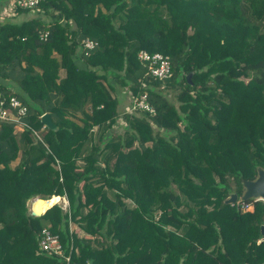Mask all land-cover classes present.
I'll return each mask as SVG.
<instances>
[{
  "label": "trees",
  "instance_id": "16d2710c",
  "mask_svg": "<svg viewBox=\"0 0 264 264\" xmlns=\"http://www.w3.org/2000/svg\"><path fill=\"white\" fill-rule=\"evenodd\" d=\"M32 10L0 20V92L29 125L0 120V264H65L39 249L43 226L71 264H264V200L225 202L264 165V0H41L14 13ZM141 49L167 54L171 75L148 73ZM117 86L131 101L146 92L154 112L121 109ZM53 195L68 209L31 213Z\"/></svg>",
  "mask_w": 264,
  "mask_h": 264
},
{
  "label": "built area",
  "instance_id": "2783aa9c",
  "mask_svg": "<svg viewBox=\"0 0 264 264\" xmlns=\"http://www.w3.org/2000/svg\"><path fill=\"white\" fill-rule=\"evenodd\" d=\"M41 0H8V8L12 10V14L14 13L15 7L22 8H35ZM47 31L42 32L40 37H46ZM96 45V42L86 38L83 40V48L85 49H93ZM138 58L147 64L148 73L157 78H166L171 75V64L170 58L167 54H164L159 51L149 52L147 50L141 49L137 53ZM130 109H141L147 110L150 113L154 112V108L151 103L147 99V93L143 92L139 96L133 98ZM26 106L21 102V100L14 94H10L7 98H4L2 93L0 92V120L12 122L14 124L15 129L19 128L23 130L25 127H29V125L21 118V116L25 113ZM46 125L43 124L42 128ZM32 132L34 136L41 141L43 138L41 136L40 131L35 130L33 128ZM66 201V205L61 204L64 210L68 209V200L64 196ZM258 198H250L247 200H242L238 197L234 202L235 207L241 211L247 210L251 208L253 200H257ZM264 237V236H263ZM39 249L41 251H46L49 254L60 257L65 261V264L70 263V252H65L63 244L60 240V237L57 233L53 232L47 226H43L39 233Z\"/></svg>",
  "mask_w": 264,
  "mask_h": 264
},
{
  "label": "water",
  "instance_id": "95a60500",
  "mask_svg": "<svg viewBox=\"0 0 264 264\" xmlns=\"http://www.w3.org/2000/svg\"><path fill=\"white\" fill-rule=\"evenodd\" d=\"M193 71H189L186 75L188 81H191V74ZM41 119L43 124H45L47 127H50L52 129H56V123L52 120L51 115L48 112H44L41 115ZM242 191L241 194L238 195L236 191H230L228 197L225 199V202L232 203L234 202L238 197H240L242 200H247L250 198H258L264 200V165H258L257 166V173L254 178H243L242 179ZM43 200H47V198H43L40 196H36L33 198L30 202V211L34 215H41L48 207L45 209H41L40 202ZM261 234L264 236V222L260 225Z\"/></svg>",
  "mask_w": 264,
  "mask_h": 264
},
{
  "label": "crops",
  "instance_id": "0c3cea01",
  "mask_svg": "<svg viewBox=\"0 0 264 264\" xmlns=\"http://www.w3.org/2000/svg\"><path fill=\"white\" fill-rule=\"evenodd\" d=\"M8 6V0H4L2 3H1V6H0V20L1 19H7V18H9V17H7V16H5V15H3L2 14V12H4V10H7V11H9V8L7 7ZM3 8V9H2ZM22 14H24V13H15V15H16V17H13V19L14 20H22V19H25V18H27V16L26 17H24V18H19L20 17V15H22ZM5 16V17H4ZM4 83H7L6 81H4ZM117 90L119 91L118 93L120 94V97H121V99H120V108L121 109H128L129 107H130V105H131V103H132V101L130 100V97H129V95L126 93V91H125V89H123V88H121L120 86H117ZM117 126H119V124L117 125ZM54 196V195H53ZM57 196H59V197H63L64 198V196H61V195H57ZM32 200V199H31ZM31 200H30V202H31ZM58 202V201H57ZM55 203V202H54ZM59 203V202H58ZM60 204V203H59ZM61 205V204H60ZM71 227L72 228H74V227H76V225L74 224V223H72L71 224ZM76 230H78V228H76ZM82 232H81V230H79V234H81Z\"/></svg>",
  "mask_w": 264,
  "mask_h": 264
},
{
  "label": "rangeland",
  "instance_id": "374dc122",
  "mask_svg": "<svg viewBox=\"0 0 264 264\" xmlns=\"http://www.w3.org/2000/svg\"><path fill=\"white\" fill-rule=\"evenodd\" d=\"M3 9V8H2ZM2 14L3 15H5V16H7V17H9L10 19H13V17H16V15H15V13H13L12 14V10L10 9L9 11H7V10H4V12H2ZM36 14V11H29V12H26V13H24V14H22V15H20V17L19 18H24V17H30V16H34ZM4 16V17H5ZM167 96H168V98L173 102V103H175L176 105H178L179 104V102L176 100V98H175V91L174 90H171V89H168L167 90ZM116 130V129H115ZM15 131H16V133H19L21 130L19 129V128H17V129H15ZM123 131V127L122 126H119L118 128H117V130L115 131L116 133H118V132H122ZM238 194H240V193H238ZM60 198V197H59ZM62 199L61 200H58V202L60 203V204H63L64 205V200H63V197H61ZM51 201H52V203H54V200H55V197L54 198H51L50 199ZM56 202V201H55ZM51 203V204H52ZM50 204V205H51ZM49 206V205H48Z\"/></svg>",
  "mask_w": 264,
  "mask_h": 264
},
{
  "label": "bare ground",
  "instance_id": "6f19581e",
  "mask_svg": "<svg viewBox=\"0 0 264 264\" xmlns=\"http://www.w3.org/2000/svg\"><path fill=\"white\" fill-rule=\"evenodd\" d=\"M55 197V200H54V202L56 201H58V200H61L62 198L60 197H57V196H54ZM54 197H52V198H54ZM50 199H47V200H43V201H41L40 202V207H41V209L43 210V209H45L46 207H48V201H49ZM63 200H64V205H66V201H65V199L63 198ZM55 202V203H56Z\"/></svg>",
  "mask_w": 264,
  "mask_h": 264
}]
</instances>
